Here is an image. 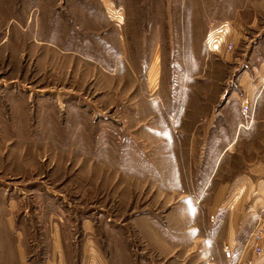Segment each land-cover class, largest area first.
Returning <instances> with one entry per match:
<instances>
[{
    "label": "rangeland",
    "instance_id": "rangeland-1",
    "mask_svg": "<svg viewBox=\"0 0 264 264\" xmlns=\"http://www.w3.org/2000/svg\"><path fill=\"white\" fill-rule=\"evenodd\" d=\"M195 1L193 14L188 0H100L112 21L95 35L105 70L88 64L92 78L25 28L70 19L69 0H0V264H158L153 231L167 234L170 174L185 166L184 104L264 117V8L204 26L214 0ZM253 136L261 152L264 130Z\"/></svg>",
    "mask_w": 264,
    "mask_h": 264
},
{
    "label": "crops",
    "instance_id": "crops-1",
    "mask_svg": "<svg viewBox=\"0 0 264 264\" xmlns=\"http://www.w3.org/2000/svg\"><path fill=\"white\" fill-rule=\"evenodd\" d=\"M76 1L79 0H69V4H64L63 12L70 19L61 16V20L55 23H46V20L40 23L37 20L38 23L35 21L33 25L31 20L25 28L30 30L31 26L32 38L43 48L45 56L59 57L61 63H75L73 72H85L93 78L94 69H90L88 64H97L105 70L101 60L104 50H95L98 46L95 35H100L109 27L104 19L112 20L100 0L101 6L96 3V7H91L89 11ZM82 1L87 6L88 0ZM188 3L191 9L201 6L200 1L188 0ZM186 4L187 0L184 6ZM211 5L212 14L205 12L204 26L213 21L238 25L244 20L241 18L244 14L250 18L259 14L264 8V0H214ZM94 11L98 18L94 17ZM207 15H211V19ZM78 18L84 23L77 24ZM118 38L114 44L118 49L115 64L126 54L124 37L120 36L122 44ZM153 40L152 37L150 53ZM103 44L101 42V46ZM120 51L124 53L121 55ZM114 70L109 71L112 73ZM261 97L264 99V89ZM229 104L220 106L219 110H214L215 104L207 103H185L183 106V113L190 111V114L182 115V123L187 122L188 126L182 125L185 129L180 140L188 147L187 152H176L174 155L176 162L185 160V166L181 179L176 176L180 173L175 169L170 174L174 185L167 190L178 197H172V202L167 199L166 207L169 209L164 226L167 234L159 233L157 227L153 231L155 263L264 264V236L257 245L252 239L255 229L264 220V148L261 152L256 150L253 136L256 128L264 130V117L240 118L238 107H229ZM261 112L264 113V108ZM165 121L170 123L168 118ZM176 162L173 163L175 167L179 166ZM177 224L181 225L180 229ZM225 246L234 248L239 259L226 260L222 252Z\"/></svg>",
    "mask_w": 264,
    "mask_h": 264
},
{
    "label": "built area",
    "instance_id": "built-area-1",
    "mask_svg": "<svg viewBox=\"0 0 264 264\" xmlns=\"http://www.w3.org/2000/svg\"><path fill=\"white\" fill-rule=\"evenodd\" d=\"M233 49V46L231 43L228 44L226 51H231ZM243 110H246V105L242 107ZM264 236V220H262L259 223V226L255 229L254 234L252 236L253 243L257 245L259 241ZM223 255L228 261H233L239 259V255L237 254L236 250L234 248H231L229 246H225L222 249Z\"/></svg>",
    "mask_w": 264,
    "mask_h": 264
}]
</instances>
